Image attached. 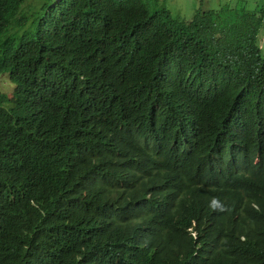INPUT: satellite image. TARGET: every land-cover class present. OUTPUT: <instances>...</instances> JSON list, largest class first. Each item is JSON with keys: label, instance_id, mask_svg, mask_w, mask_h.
<instances>
[{"label": "trees", "instance_id": "obj_1", "mask_svg": "<svg viewBox=\"0 0 264 264\" xmlns=\"http://www.w3.org/2000/svg\"><path fill=\"white\" fill-rule=\"evenodd\" d=\"M29 2L0 0V77L13 86L0 92V181L44 184L13 199L0 188V264H203L187 232L149 229L199 194L224 200L216 219L258 226L227 264H264V206L246 205L264 188V3L198 7L188 21L159 0ZM119 176L131 190L110 201ZM159 188L169 194L157 207L144 197ZM151 241L161 258L142 250Z\"/></svg>", "mask_w": 264, "mask_h": 264}, {"label": "clouds", "instance_id": "obj_2", "mask_svg": "<svg viewBox=\"0 0 264 264\" xmlns=\"http://www.w3.org/2000/svg\"><path fill=\"white\" fill-rule=\"evenodd\" d=\"M211 11V10H209ZM260 41V39H259ZM260 46V45H259ZM157 94V93H156ZM155 94V95H156ZM167 102L166 99L159 98L157 102L150 104L154 108H157L160 104ZM133 123L125 122L121 125L122 129L132 127ZM213 164L216 169H219V162L221 157L218 155L212 156ZM230 162L234 160V157H229ZM260 155L257 154L254 157L253 164L260 163ZM44 181H38L37 178H30L28 175L23 179L21 176L10 178L0 181V188L6 193L5 197L13 199L19 196L30 197L38 194L41 185ZM114 188L110 190L108 194V200H116L119 193L128 195L131 190V182L128 177L119 176L118 181L115 179ZM136 188V187H135ZM169 192L163 188H159L156 191L153 200H149L151 193L144 197L148 202H153L157 207L163 206L166 202ZM205 195V194H199ZM191 198L192 203L186 200L178 203L171 213L168 215L158 214L155 215L149 222V229L155 234H159L164 238L174 234H183L187 232L193 237L191 258H195L197 263L203 264H227V262L233 261L235 253L232 252L236 247H242L247 249L252 246L254 242V234L258 226L252 219L246 220L243 217L231 216L225 219H216V216L223 211L225 207L223 205L224 200L219 197H211V201L199 200L197 203V196ZM254 200V198H256ZM113 200V201H114ZM199 204V205H198ZM246 205L252 210L257 211L260 207L264 206V188H261L250 196L246 200ZM133 213L128 215L123 220V226L128 235H132L136 226L139 223L140 205L139 203H133ZM3 205L0 203V232L6 229L5 224L1 219V212ZM138 213V215H137ZM51 235H57L50 233ZM42 236H46L47 233H42ZM159 241H151L147 245L142 244V250L146 247L154 246L157 249L158 258L162 257L161 253H165L167 249L164 248ZM161 248V250H160ZM182 250V249H180Z\"/></svg>", "mask_w": 264, "mask_h": 264}, {"label": "rangeland", "instance_id": "obj_3", "mask_svg": "<svg viewBox=\"0 0 264 264\" xmlns=\"http://www.w3.org/2000/svg\"><path fill=\"white\" fill-rule=\"evenodd\" d=\"M162 3H166V7L175 15L190 21L194 11L200 7L202 11L209 10L219 11L223 7L229 9L230 7L238 6V3L248 2L249 7H252L257 1L258 3H264V0H159ZM37 0H30L28 6H36ZM231 11V10H230ZM259 45L264 56V27L259 33ZM0 92L7 93L11 98L13 94V86L9 85V79L7 76L0 77Z\"/></svg>", "mask_w": 264, "mask_h": 264}]
</instances>
